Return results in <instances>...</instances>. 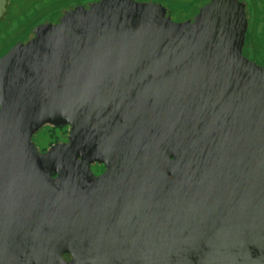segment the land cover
<instances>
[{
	"label": "water",
	"instance_id": "obj_1",
	"mask_svg": "<svg viewBox=\"0 0 264 264\" xmlns=\"http://www.w3.org/2000/svg\"><path fill=\"white\" fill-rule=\"evenodd\" d=\"M247 26L239 0L182 23L103 0L1 58L0 264H264V67L243 55ZM102 116L130 136V193L113 202L96 192L119 165L90 169ZM48 123L69 142L40 153ZM172 157L173 190L149 196L148 164Z\"/></svg>",
	"mask_w": 264,
	"mask_h": 264
},
{
	"label": "flooded vegetation",
	"instance_id": "obj_2",
	"mask_svg": "<svg viewBox=\"0 0 264 264\" xmlns=\"http://www.w3.org/2000/svg\"><path fill=\"white\" fill-rule=\"evenodd\" d=\"M101 1L103 0H9L7 13L0 21V59L7 55L16 44H26L33 39L37 27L49 23L56 24L66 12L76 7ZM133 1L145 6L151 4L163 6L170 12L171 20L175 23L186 22L194 18L205 5L211 2V0ZM239 1L244 5L248 22L243 55L254 65L264 67V0ZM126 124L125 118L113 121L107 116H102L95 122L93 129L96 160L90 163V169L94 177L101 178L109 171V166L119 165L116 168V172H118L116 176L113 175L109 178L106 185L101 183L97 186V196L111 197V202L116 195L123 193V196H127L130 193V183L126 175V159L127 155H130V136L125 135V130L129 132L128 128L126 129ZM70 132V125L48 123L34 133L32 141L40 153H47L56 145L67 144ZM171 143L173 152V142ZM73 156L72 163L77 164L82 161L81 155L75 153ZM64 157L63 160H65ZM121 162L123 163L122 167H120ZM148 172L149 179L146 183L150 189L147 192L148 195L167 199L168 187L170 186L173 190L175 185V158L172 157L164 161L152 160L148 164ZM52 178H56L55 173Z\"/></svg>",
	"mask_w": 264,
	"mask_h": 264
},
{
	"label": "rangeland",
	"instance_id": "obj_3",
	"mask_svg": "<svg viewBox=\"0 0 264 264\" xmlns=\"http://www.w3.org/2000/svg\"><path fill=\"white\" fill-rule=\"evenodd\" d=\"M41 133H43V130H41Z\"/></svg>",
	"mask_w": 264,
	"mask_h": 264
}]
</instances>
